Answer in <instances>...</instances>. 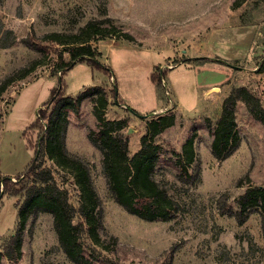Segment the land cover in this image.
Masks as SVG:
<instances>
[{"label":"rangeland","instance_id":"374dc122","mask_svg":"<svg viewBox=\"0 0 264 264\" xmlns=\"http://www.w3.org/2000/svg\"><path fill=\"white\" fill-rule=\"evenodd\" d=\"M104 17L114 21L103 27L117 31L116 35L127 33L133 40L110 36L90 41L108 72L77 61L60 74L55 67L64 45L43 37L75 32L88 20ZM0 18L15 37L10 46L0 45V81L40 61L0 96L1 174L16 175L34 156L28 138L38 144L41 131L32 129L28 136L23 131L36 122L42 104L52 105L59 96L75 97L87 86L100 85L107 92L106 104H98L104 117L127 121L122 131L129 155L140 148L147 120L173 116L172 124L155 136L166 159L156 164L153 177L178 206L170 220L146 221L113 200L101 154L87 139V132L97 127V95L67 112L65 147L89 167L103 209L100 239L109 246L110 257L121 264H264L259 214L239 223L217 208L223 192H229L228 204H233L247 183H264V127L238 100L240 144L218 160L211 154L212 137L205 123L219 115L222 99L233 87L251 89L264 107V0H0ZM27 35L43 40L42 50L25 45L21 39ZM62 58L69 59L67 51H62ZM152 74L160 77V89ZM158 108L156 114L139 116ZM189 137L200 166V178L193 184L177 179L173 167L178 155L186 161L183 146ZM44 165L78 207L80 189L73 170L58 165L48 154ZM21 199L8 194L0 199V247L15 230L16 203ZM110 235L117 238V246L108 244ZM22 237L20 258L13 262L4 257L5 264H73L59 246L50 213L29 219Z\"/></svg>","mask_w":264,"mask_h":264},{"label":"trees","instance_id":"16d2710c","mask_svg":"<svg viewBox=\"0 0 264 264\" xmlns=\"http://www.w3.org/2000/svg\"><path fill=\"white\" fill-rule=\"evenodd\" d=\"M113 21L112 17L91 19L75 32L46 34L43 39L64 45L58 54L59 63L55 69L61 74L64 68L71 67L77 61H85L90 66L98 67L99 65L100 67L97 60L100 51L91 45L92 39H104L110 36L117 39L122 36L132 41L133 38L127 33L116 35L117 31L112 33L113 31L103 27ZM31 37L27 35L21 40L32 49L42 50L43 40L37 42ZM0 40L1 47L10 46L15 40L13 31L5 28L1 18ZM63 50L69 54L67 61L62 58ZM39 63L40 61L35 60L7 75L0 81V96L14 81L28 76ZM102 70L108 72L107 68L102 67ZM151 78L159 87L160 77L152 74ZM112 93L117 96L114 85ZM95 95L97 99L94 113L97 118V127L87 132V139L101 154L103 172L111 197L129 214L140 219L166 221L173 218L178 206L177 201L170 197L166 189L153 177L156 164L166 159L162 155L164 154L162 146L154 142L155 136L172 124L173 116L161 114L147 120L145 133L140 138V148L133 155H129L128 138L122 131L127 121L121 118L106 119L98 104L101 107L106 104L107 92L100 85H90L78 92L75 97L59 96L52 105L42 104L38 108L36 122L29 124L23 131L24 135L35 128H39L42 132L39 134L38 144L28 138V145L34 149V156L24 170L16 175L7 176L0 173V199L4 194L22 197L21 201L16 203L15 230L0 247V264H5L4 257L13 262L18 261L26 222L44 212L51 214L59 246L73 264H121L110 257L109 246L100 239L103 209L93 186L89 167L79 157L70 154L65 147L67 112L74 109L81 100ZM238 100L244 102L247 110L264 127V107L260 98L245 86L231 88L222 99L219 115L214 120L210 118L205 120L212 137L210 151L218 160L227 158L240 144L235 116V106ZM139 116L145 117L146 115ZM193 141V138L189 137L183 146L186 161L182 154L173 160L177 179L191 184L200 178V166L198 157L195 155ZM46 154L58 165L73 170L80 189L78 207L70 203L68 190L57 184L53 170L44 165ZM168 160H171L170 157ZM192 165V172L189 173V167ZM245 178L249 181L248 176ZM241 182L242 178H239L237 185H242ZM228 199V191L218 197L219 213L235 217L239 223L244 222L250 214L258 213L261 235L264 240V183L259 185L247 183L244 191L233 198L235 205L228 204ZM75 218L78 220L75 221ZM107 242L108 244L111 242L113 247L118 243L113 235L109 236Z\"/></svg>","mask_w":264,"mask_h":264},{"label":"crops","instance_id":"0c3cea01","mask_svg":"<svg viewBox=\"0 0 264 264\" xmlns=\"http://www.w3.org/2000/svg\"><path fill=\"white\" fill-rule=\"evenodd\" d=\"M122 104L124 105V103L122 102ZM161 108L155 109L153 110L151 113L145 114V115H150V114H156L158 110H160Z\"/></svg>","mask_w":264,"mask_h":264}]
</instances>
